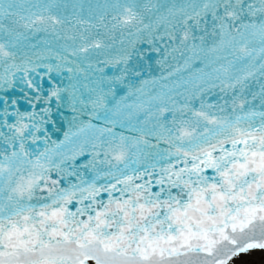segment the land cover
<instances>
[{"label": "snow or ice", "instance_id": "obj_1", "mask_svg": "<svg viewBox=\"0 0 264 264\" xmlns=\"http://www.w3.org/2000/svg\"><path fill=\"white\" fill-rule=\"evenodd\" d=\"M253 251L264 0H0V264Z\"/></svg>", "mask_w": 264, "mask_h": 264}, {"label": "rangeland", "instance_id": "obj_2", "mask_svg": "<svg viewBox=\"0 0 264 264\" xmlns=\"http://www.w3.org/2000/svg\"><path fill=\"white\" fill-rule=\"evenodd\" d=\"M243 261H250L253 264H261V261L264 260V252L256 253L254 255H246L241 257Z\"/></svg>", "mask_w": 264, "mask_h": 264}, {"label": "bare ground", "instance_id": "obj_3", "mask_svg": "<svg viewBox=\"0 0 264 264\" xmlns=\"http://www.w3.org/2000/svg\"><path fill=\"white\" fill-rule=\"evenodd\" d=\"M261 251H258V252H254V253H251L250 255H254V254H256V253H260Z\"/></svg>", "mask_w": 264, "mask_h": 264}, {"label": "water", "instance_id": "obj_4", "mask_svg": "<svg viewBox=\"0 0 264 264\" xmlns=\"http://www.w3.org/2000/svg\"><path fill=\"white\" fill-rule=\"evenodd\" d=\"M254 252H258V251H253L252 253H254Z\"/></svg>", "mask_w": 264, "mask_h": 264}]
</instances>
